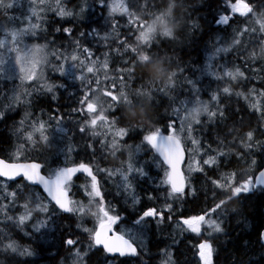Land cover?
I'll list each match as a JSON object with an SVG mask.
<instances>
[{
	"label": "snow or ice",
	"instance_id": "1",
	"mask_svg": "<svg viewBox=\"0 0 264 264\" xmlns=\"http://www.w3.org/2000/svg\"><path fill=\"white\" fill-rule=\"evenodd\" d=\"M93 4L94 7L108 9L105 24L111 27L113 33L116 32L117 23L111 19L114 13L120 12L126 14L130 22H135L133 21L134 12L129 10V6L123 0L113 4H108L107 0H93ZM253 4H256V0H252V3H249L250 6ZM133 6L138 7L135 4V0H133ZM19 7H23V0H0V14L13 25L9 29L6 28L3 22H0V34L4 36L3 39H0V78L15 80L17 79L18 70V78L21 83H27L31 88V90H25L26 96L23 103L27 108L32 107L34 103L33 97L39 98L50 95L51 100L56 101L58 99L57 90L68 89L67 83L56 84L49 82L45 72L46 69H50L60 78H71L74 81H80L82 88L85 85L89 86L88 90L83 92L82 97L78 101L79 107L72 108L71 113L80 114L86 112L91 118L79 122L73 120L72 115H69L68 119L76 124L77 131L82 135L88 136L89 140L100 136L101 134L96 130L97 125L95 123L98 114L92 115L97 112H93L89 107L97 93L90 87L93 81L87 78L84 71L86 70V73L89 74L97 71L96 65L98 61L91 59L93 56L92 50L89 47L82 46L80 39L72 38L73 29L68 27L63 29L57 27L54 31L56 33L63 32L66 37L70 38L71 45L76 50H82L88 63L76 54L68 55L59 49L49 53V44L54 43V41H47L44 44H29L25 42L26 37H31L33 40L40 39V33L47 31L46 28L41 29L39 23L32 22L34 18L41 19L38 15V10L43 12L47 8L48 10L56 12L60 18L73 17L75 15L83 20V14L89 11L93 5H90L88 0H83L79 12L74 14L72 11L65 10L61 4V0H55L54 5L49 3V0H28L26 14H22L21 16L8 15L10 10ZM261 7H264V4H257L253 10L258 11ZM236 17L244 18L245 25L233 29L231 42L226 46H220L222 41L219 35L214 37V51L208 57L209 62L203 68H194V71L200 75L195 78H189L187 76L181 77L178 74L179 83L171 90V93L175 92L177 88L185 89L187 95L184 99L177 100L175 96L163 92L156 94H162L172 104H179V107H173L169 114L170 118L167 120V131L169 134H163L160 127L152 131L135 128L127 131L121 137V142L128 144L125 138L129 137L130 133L140 135L142 141L147 146H150L151 149H154L156 153H159L160 156L161 152L159 151V147L160 145H164L169 152H175L176 159L174 164L179 165L183 161L185 154L182 140L186 139L192 145H195L196 147L190 151L200 154L201 160H196L195 156L191 157V162H189L187 167V176L180 169V174L184 178V187L182 190H177L176 185L170 179L174 164L166 163L167 170L163 171L162 178L158 182H154V187L148 190L144 194V197H141L137 192L135 181L149 177L147 166L151 161L145 160L142 164H135L133 162L135 156L140 152L139 146H135V155L128 156L127 161L122 162L120 167L115 169L101 167L99 160L106 159L109 156V152L107 151V137L98 141L100 145L99 156L98 150L94 147L93 143L89 142L84 144V148L91 154L89 162H79L72 167H53L50 156L65 152V148L54 143V139L49 134V128L46 126V123L38 119L30 122L32 130L28 131L25 135L23 125L25 120H30L32 116L30 111L25 112L24 120L20 121V127L16 128L14 132L18 142L13 144L9 151L17 160L23 153L25 159L28 161L25 163L39 169L40 179H32L27 172L20 170L19 166L25 163H9L5 159H0V178H4V180L11 181L15 184L14 190L7 191L8 185L5 183L2 185L4 191H0V224L3 225V227H0V264H12L16 257L39 256L40 251L45 250L41 245L48 242L51 233L56 232L63 221L70 222L63 224V231L65 233H69L73 225L75 231H72L69 235H62L60 237L61 249L65 252L64 258L59 261L60 264H87L90 254L97 249L104 252L106 257L105 264H117V259L119 258H125L121 261V264H129L132 259L139 260L140 264H148V260L144 259V257L150 256L147 238L152 224L157 229H161L165 224V213L168 214L167 221L171 223L173 215L182 210L180 206L189 197L193 198V200L199 199L201 193L205 197L203 203L207 207L202 208L200 214L191 215L187 218L180 217L175 224V228L187 230L197 235L203 233L205 238L198 245V256L202 264H213V255L216 252L213 242L220 235H226L224 224L229 214H242L246 206L243 198L249 197L256 192L264 195V159L261 156L259 161L257 158L252 159L251 164L254 171L246 177L243 175L237 177L234 172H229L228 155L220 150L224 142L220 134L228 127L226 123L228 116L225 111L226 106L221 101V92L227 97L233 95L242 97L245 101L248 100V95L244 91L233 92L230 87L224 86L222 89L210 90V101L214 103L210 104L209 101L201 98L204 88L200 81H202L204 76H211L217 81L223 79L211 63L212 60L217 59L221 54H231L239 61L240 65L246 68L252 67L257 63L261 65V68H264V64L260 62L252 64L246 60V51L240 52L238 47L234 46L238 37L249 35L247 21L252 17L251 12L247 14L240 12L238 10V0H235V2L228 0L226 11L223 14L215 16L214 19L218 27L227 28L235 23ZM191 19V15H189L188 20L191 21ZM17 22L26 26L21 27ZM186 27L188 30L187 40H191L194 32L199 30V25L188 23ZM86 35L100 37L105 41L108 39V34L101 37L100 31L97 28H92L87 33L84 31L79 32V37H85ZM251 35L255 36L256 31H252ZM261 35H264V33H261ZM138 36L139 34L135 37L136 41ZM165 36V39L175 42L168 34H165ZM159 41V37L149 40L144 47L152 51L153 47L159 48ZM120 43L124 44V41ZM131 50L135 52L133 48ZM117 51L119 50L117 49ZM49 56L56 63H52ZM105 56H107V53H105ZM103 68H108L107 59L103 62ZM132 68L133 66L119 71H125L131 80L134 76V71H131ZM252 70L256 71L254 67ZM183 71L184 69L181 68L179 73H183ZM226 75L231 80L238 81L239 84H243L249 79L245 71H242L239 66H235L234 71L227 70ZM121 81H123V76L121 77ZM95 83L99 85L100 81L96 80ZM249 91L254 94L257 90L252 88ZM108 92L104 94L107 95ZM90 93L93 94L91 99H89ZM68 94L75 95L71 91ZM108 97L114 99L113 96ZM8 99L10 103L4 110H0V121L5 119L7 111L14 110L20 102V97L16 94L15 89L13 90L12 96ZM249 107L254 111L258 110L256 104H252ZM235 111L239 115V109ZM113 113L114 118L119 115V113H116V110H113ZM259 119L264 123V111L260 112ZM63 120L64 117L59 115L58 110L56 116H49V121H55L57 124L53 132L66 131L61 126ZM177 120L179 122L178 127ZM233 124L243 126V118L239 121H234ZM194 126H198L201 132L208 131L210 127L215 129L213 143L216 144V148H212V145L209 144L207 152H202V141L193 135ZM254 131V129H251L244 134L249 139H252ZM260 131L264 132V128H261ZM144 132H147V134H143ZM228 135L231 134L229 133ZM154 136L156 138L155 145L153 143ZM21 139L23 140L22 143L19 142ZM37 140L42 141L45 145L43 151L37 150ZM256 144L261 149L258 153L264 154V140L257 139ZM72 151H77V149L71 146L67 148V152ZM181 152H183L182 160L180 159ZM205 155L207 158H204ZM163 162L165 163V160ZM206 168L218 173V178L211 179L208 177L205 171ZM194 173L203 175L209 187L205 188L202 185L200 188H197L193 183ZM78 174L86 176L85 182L77 186L83 194L84 200L72 199L69 196V190L73 187V179H79ZM228 174L232 176L234 181L233 188L236 190L232 198V203L238 204V207L235 209L227 208L223 203H219L218 200V197L223 196V190L219 187L218 181L225 180ZM100 175L106 181H113L114 191L106 193L102 190L101 181L98 179ZM115 177L122 178V183L114 179ZM63 193H67L66 203L61 198ZM109 194L114 199L115 197H121L125 204L131 201L133 211L141 203L142 198L151 201L154 205L157 201H162V204L160 207L152 206L145 208L129 221L120 215L116 204L106 200V195ZM4 201H7V203H4ZM17 201L23 202L20 205L23 208V212L22 214L14 216L9 213L17 207ZM93 202L103 209L102 212L95 216L90 211V205ZM174 205L176 206L175 208ZM194 217L198 218L197 223H191ZM88 219L95 221L94 228L84 226V223ZM122 220H124L123 230L119 232L115 231L114 227ZM9 225L19 229L31 244H34L36 247L23 246L14 240L11 233L7 230ZM103 231H107L109 236L114 239L111 242H99L97 233H102ZM80 233L86 234V242L79 239L78 234ZM257 242L264 248V231L259 232ZM245 244H248V242L245 241ZM46 251L49 252L52 260H56L59 250L53 252L51 248H48ZM167 255L169 259L162 261V264H174V261H171L170 258L171 254L167 253Z\"/></svg>",
	"mask_w": 264,
	"mask_h": 264
},
{
	"label": "trees",
	"instance_id": "2",
	"mask_svg": "<svg viewBox=\"0 0 264 264\" xmlns=\"http://www.w3.org/2000/svg\"><path fill=\"white\" fill-rule=\"evenodd\" d=\"M131 1V0H130ZM154 1H157L154 3ZM186 1V2H185ZM235 1V0H233ZM135 4L141 7L144 11L150 15L152 9L159 8V11L168 8V6H172L173 13H169V9L167 10V14L169 17H172L173 21L178 22V15L181 12V6L188 11V15H191V21L186 20L184 22L183 29L177 28V25L173 28V35L169 36L175 42L170 41L167 45V48H171L166 50L167 54H164L161 49L153 47L152 51H149L145 48H142L144 51L150 54V59L147 62H144L142 59V54H128L125 55L123 60L136 62L137 66L134 69V88L138 87H148L146 83L141 82L143 78H148L149 75L151 78L155 79H163L168 76V73H174V69L177 65H181V68L184 69L181 76H187L192 78V72L194 68H203V66H199L197 64L209 62L208 57L211 55V51L209 54L208 49H211L212 46L209 44V41L213 43L214 37L219 35L221 37V41L226 43L233 36V29L238 27H243L245 25L244 18L236 17L235 23L231 24L230 27H218L215 23L214 17L223 14L226 11V7L228 4V0H135ZM203 2V3H202ZM248 2V3H247ZM247 3V5H245ZM252 3V0L241 1L238 5V9H241V5L245 7ZM257 4H264V0H256V4H253L251 10L257 6ZM263 10H262V9ZM261 13L264 16V7H261ZM250 10V11H251ZM220 11V12H219ZM98 13H103V10L100 9L97 11ZM156 12V11H155ZM154 13V12H153ZM207 13V14H206ZM197 16V17H196ZM186 17V18H187ZM195 17V18H194ZM185 19V18H184ZM116 29L119 31L120 37L114 38L116 41L113 45H125L126 43H130L131 45H136L134 42L135 37L138 35L134 29V26L131 24L120 20H115ZM194 23L199 25V30L195 31L193 34V38L191 40H187V24ZM181 24V22H180ZM247 24L249 26V35L238 37V42L234 45L238 47L240 52L246 51L245 59L250 61L252 64H256L260 62L264 64V33L261 31L260 27L254 20H248ZM131 31V32H129ZM256 31V35L252 36L251 32ZM232 35V36H231ZM139 37V36H138ZM119 41V42H118ZM124 41V44L120 42ZM179 42V43H178ZM178 43V44H177ZM112 44L106 43L103 39H93V38H85V46L86 47H94L93 51H99L97 47L100 46H110ZM176 50H173L172 47ZM136 47V46H134ZM202 50V51H201ZM208 50V51H207ZM161 51V52H159ZM207 51V52H206ZM158 52V55L155 56V53ZM166 57H170L167 60ZM166 58V59H165ZM228 58L232 63H238L239 67H241L242 71H246L248 74H251L253 77V82L259 87L264 88V68H261V65L257 63L252 67H245L240 65L239 61L235 59L231 54H224L222 60ZM162 59V62L157 63L155 60ZM157 63V64H156ZM171 63V64H170ZM255 68L256 71H253L252 68ZM225 68V65H224ZM226 70V69H225ZM260 73V80H257V74ZM213 80H215L212 77ZM222 81L220 85L216 86L213 84V90L220 88L222 84L230 87L233 92L235 91H244L249 88V83L244 82L243 84H239L238 81L234 80H219ZM226 81V82H224ZM14 82V83H12ZM57 82H61L60 79H57ZM152 87V86H151ZM169 87L167 86L166 89ZM17 93L20 89V84L17 83V80H6L0 78V110H4L6 106L10 103L9 97L12 96L13 90ZM144 93L151 92L150 89L145 88L143 90ZM155 93H159L157 90ZM222 93V92H221ZM166 94H168L166 92ZM58 99L56 101L51 100L50 95L41 96L39 98L33 97V105L31 108H25L26 105L23 103L22 97H20V102L14 110H9L6 112L5 119L0 121V157L6 160H12L11 152L9 151L13 144H16L17 136L14 135L15 129L20 127V121L24 120V114L26 111H30L32 116L30 120H25L23 125L25 129V135L28 131H31L30 122L37 120H41L48 126L49 134L53 137V134L50 132L52 128L49 123L53 121H49V116H56L57 110L60 116L64 117V120L61 122V126H63L66 131L58 132L59 138L54 136V143L60 145L65 148V152H62L57 155L50 156V161H52L53 167H64L67 166L64 163V157L67 156L70 163H79V162H89L90 160V152L84 148L85 143H93L94 147L98 150L99 156V143L98 141L103 138V135H107L108 141V149L109 156L106 159H100V166L109 164V162H113L116 159V156L127 157L126 150L129 148L126 144L123 145L121 143V139L114 138L111 133H100V130H97L101 135L89 140L88 136L82 135L77 131V125L72 123L68 119L69 115H72L67 109V99L65 97V89L57 90ZM170 95H173L171 93ZM174 96V95H173ZM134 104H139L137 101V93L134 91L133 93ZM222 103H229L228 108H226V115L228 116V120L226 121L228 127L225 128L221 132V138L224 141V149H232L236 153H240L241 156L238 158L235 155H232L228 160V169L229 172H235L239 177L241 175L248 176L253 171L254 168L245 167V162L249 161L244 154L241 145L235 146L236 141L239 140L240 137H244L250 141V146L247 148L249 152V156L251 159L257 158L258 161L260 156L264 159V154L258 153L261 149L256 144V140H264V132H261L260 129L264 128V123H262L259 119V116L256 110L250 109L247 105L246 101L242 97L231 96L224 99ZM23 104V105H22ZM125 105V103L123 104ZM162 103H157L156 99H153L150 96V103L146 104V114L152 116L154 119L145 115L144 112L139 111L138 114L133 115L132 123L127 121L126 115L123 113H119V115L114 118V113L111 112V119L114 120V125L116 126H134L139 123H143L139 127H144L143 129L154 130L158 127L166 128L167 120L170 118L168 116V111L166 110L163 114V110H161ZM236 109H239V115L236 114ZM117 113V112H116ZM118 114V113H117ZM73 120L78 121V119L72 116ZM243 118L244 125L239 126L238 124H233L234 121H239ZM140 120V122H138ZM56 125V123H54ZM222 127V126H220ZM254 129V136L252 139H249L244 133L248 130ZM144 132L143 134H145ZM231 135H228V134ZM138 136V137H134ZM129 138V139H128ZM210 142L213 143L215 139V129L212 127L205 134V139H209ZM135 145H138L140 141H142L141 136L135 133H131L129 137L126 138V141H130ZM19 142H23L21 139ZM116 143V145H112L111 143ZM215 144V143H213ZM230 144V145H229ZM68 147H74L77 151L67 152ZM36 148L38 151H43L45 145L42 141H36ZM257 153V154H256ZM21 159H25L24 155H22ZM244 159L245 162L242 160ZM207 176L211 179H217L218 173L213 172L212 170L206 168ZM239 174V175H238ZM227 176V175H226ZM193 183L197 188H200L204 185L205 188L209 187L205 182V177L199 173H196L193 176ZM222 182L226 185L225 180L218 181ZM206 183V184H205ZM8 185L11 186V190L15 189V184L11 181H8ZM106 188L108 192L114 191L113 182L107 181ZM154 185L150 180H143L138 183L137 190L141 197H144V194L150 190ZM221 188V187H220ZM223 196L218 197L219 203H223L229 209H235L238 207V204L232 203V198L235 195L234 193H230L227 189H223ZM9 190V191H11ZM0 191H4L1 189ZM8 191V190H7ZM114 199L112 195L109 194V197L106 195V200L110 201ZM244 210L242 214L230 213L228 219L225 221L224 227L226 230V235H220L217 240L213 242L216 246L215 252V263L214 264H264V248L257 242V237L260 231H262L264 227V195L260 192H256L249 197H245ZM116 202L122 203L127 206H131V203L125 204L123 199L115 197ZM205 197L203 193L200 194L199 199L193 200V198L189 197L186 202H184L180 207L181 211L173 215L172 222L169 223L167 221V213H165V224L161 229H157L154 224H152L151 231L149 232L147 238V246L150 250V256L144 257V259L148 260V264H162V261L168 260L169 257L167 253H171V261H174V264H200L196 257L195 244L197 241L203 237V233L201 235H195L194 233L187 232L184 235L181 233H175L173 230L176 224V221L179 217H189L191 215H196L201 213V209L207 207L206 204L203 203ZM7 203V201H4ZM22 201H17V207L13 209L9 214L17 216L22 214L23 208L20 207ZM162 201H157L154 205L151 201L147 199H141L140 205L135 208V211L131 207L119 209V213L121 211L125 212L126 215L124 219L131 218L133 219L136 215L139 214V211L144 210L143 207L146 206H157L160 207ZM93 204L90 205L92 209ZM176 206L174 205V208ZM98 211V210H97ZM91 214L94 216V212L91 211ZM124 221V220H123ZM70 223L69 221H63L61 226L57 229L56 232L51 233L48 242L41 245L44 251H40L39 256L36 257H16L15 261L12 264H60V260L64 258L65 252L61 249L60 237L62 235H69L72 231H75V227L70 229L69 233H65L63 231V224ZM151 223V221H150ZM0 227H3L0 224ZM14 240H16L19 244L23 246H30L35 248L34 244L28 240L27 237L23 235V233L15 228L12 225L8 226L7 229ZM79 239L86 242L87 236L86 234L80 233L78 234ZM178 241V242H174ZM245 241L248 244H245ZM51 248L53 252L59 250V254L56 260H52L50 258V254L46 249ZM125 258L117 259V264H121V261ZM106 260L105 254L102 250L97 249L93 253L90 254V258L87 261V264H104ZM129 264H140L139 260L132 259Z\"/></svg>",
	"mask_w": 264,
	"mask_h": 264
},
{
	"label": "rangeland",
	"instance_id": "3",
	"mask_svg": "<svg viewBox=\"0 0 264 264\" xmlns=\"http://www.w3.org/2000/svg\"><path fill=\"white\" fill-rule=\"evenodd\" d=\"M111 0H109V2H110ZM241 1H246V0H238V5L241 3ZM109 2H108V4H109ZM120 2V0H112L111 1V4H113V3H119ZM123 2L125 3V4H127L128 6H129V10L130 11H132V12H134V17L135 16H138V15H141V14H144L145 12H144V10H143V8L141 7V4H139V6L138 7H135V6H133V0H123ZM157 1H154V3H156ZM233 2H235V1H233ZM49 3H51V4H55V0H49ZM136 3V2H135ZM172 6H168V8L166 7V8H164V9H162V10H160L159 11V8H153L152 9V11L150 12V15H151V17H152V19H150L148 22H145V21H143L142 19H140V18H134L133 17V21H135V22H132V24L134 25V27H136L137 28V30L140 32V34L142 35V36H145V37H147V36H150V35H152L155 31H160V32H162L163 34H168V36H172L173 34V26L174 25H177V23L179 22V25H177V28H181V29H183V27H184V22L186 21V20H188V17H187V15L189 14L188 13V11H186V9L185 8H183L182 6H181V12H179V15H178V22L177 21H173V22H170V17H169V15H165V14H167V10L169 9V13H173L174 11H173V9L174 8H171ZM27 8H28V0H26V5H24L23 4V7H19V8H14V9H12V10H10L9 11V13H8V15L9 16H21L22 14H26V12H27ZM256 8V7H255ZM254 9V8H253ZM262 9V8H261ZM261 9H259L258 11H254V10H251V11H249V12H251L252 13V17L250 18V19H248V20H254V22L255 23H257L258 24V26L260 27V29H261V31H263L264 32V16L262 15V13H261ZM239 10V9H238ZM263 10V9H262ZM156 11V12H155ZM240 12H242V13H244V14H247L246 12H245V6L244 5H241V9L239 10ZM154 12V13H153ZM248 12V13H249ZM49 13H53V11H51V10H48L47 8H45V10L43 11V12H40L39 10H38V15L40 16V17H42V16H46V15H48ZM56 13V12H55ZM113 16L114 17H116V18H124V19H129L128 18V16L126 15V14H122V13H120V12H117V13H114L113 14ZM187 17V18H186ZM185 18V19H184ZM35 18L33 19V23H35ZM0 22H3L5 25H6V28H11V27H13V25L9 22V21H7V19L2 15V14H0ZM180 22H181V24H180ZM187 22V21H186ZM18 24H19V22H17ZM19 26H21V27H24V26H26V25H23V24H19ZM140 26V28L138 29V27ZM249 27V26H248ZM129 32H131V31H129ZM172 34V35H171ZM4 38V36L2 35V34H0V39H3ZM232 39V38H231ZM231 39L228 41V42H226V43H224V42H222V44L220 45V46H226L228 43H230L231 42ZM238 38L236 39V41H235V44L238 42ZM31 41H33V39L31 38V37H26L25 38V42L26 43H29V42H31ZM45 41L47 42V41H53V40H51V39H45ZM32 43H39V44H44L43 42H39V41H35V42H32ZM32 43H29V44H32ZM170 43V41H167V40H165V41H163L162 43H159V49H161V51H163V53L164 54H167L166 53V50H168V49H171V48H167V45ZM209 44L212 46V48L211 49H208L207 51H208V53H206V55L207 54H209L210 53V51H211V54H212V52L214 51V47H213V45L215 44V41H214V39H213V43L211 42V41H209ZM234 44V45H235ZM57 45H58V43L56 42V41H54V43H52V44H49V46H50V50H49V53L51 52V51H53V50H56V49H59L60 51H62V52H65V54H68V55H71V54H76V55H78V56H80V58L81 59H85V62H87L88 63V60H87V58H86V56H85V54H83V52L82 51H76V50H72V51H64V50H62V49H60V48H58L57 47ZM175 47V49L172 47V49L173 50H176V46H174ZM119 51H117V52H115V54H118V53H121V52H126L127 51V48L126 47H119V48H117ZM161 51H159V52H161ZM206 51V52H207ZM156 55H158V52H156L155 53V56ZM223 57H224V54H221V56L220 57H218L217 59H214V60H212L211 62H217V63H220V64H223V65H225V68H226V71L227 70H233L234 71V67L235 66H239V64L238 63H235V62H231L228 58H225V60H222L223 59ZM167 58V60H169L170 59V57H166ZM165 58V59H166ZM49 59L52 61V63H56V61L51 57V56H49ZM91 59H94V60H97L98 62H104V60H105V58H103V59H98L97 57H94V56H92V58ZM157 63H159V62H162V59H158V60H155ZM156 63V64H157ZM10 65H11V62H10ZM176 68H180L181 69V65L179 64V65H177L176 66ZM224 68V67H223ZM224 68V69H225ZM242 70V69H241ZM45 72H46V75H47V77H48V81L49 82H52V83H56V84H60L59 82H57L53 77L54 76H56V74L54 73V72H52L50 69H46L45 70ZM193 72H195L194 70H193ZM18 76H19V72H18V70H17V83L18 84H20V89H19V91L16 93L18 96H21L22 97V100L24 101V99H25V96H26V92H25V90L27 89V90H31V88H30V85L29 84H27V83H21V81L19 80V78H18ZM174 77V73H168V76L165 78V80H164V83L165 84H167L168 83V78H173ZM3 79V78H2ZM152 79L153 78H151V76L149 75V77H148V82H149V87L151 88V82H152ZM222 81H213V82H211L210 83V86H211V88L213 89V84L212 83H214L216 86H218V85H220V83H221ZM224 82H226V81H224ZM12 83H14V82H12ZM224 86H226L225 84H222V86H221V89L224 87ZM170 88H171V90L173 89V84H171L170 86H169ZM101 88H102V90L100 91V90H98L97 89V86L96 85H94V90H95V93H97L95 96H94V98H93V102H92V104H90L89 106H91L92 108H96V107H98V104H97V100L100 98V97H104V98H106V99H108V100H112L110 97H108V96H112V93H107V95H105L104 93L105 92H107V88H110V86H101ZM244 92H245V94L246 95H248V100L246 101V103H247V105L248 106H250V105H252V104H256L257 105V107H258V110H256V111H264V90L263 89H258L257 91H256V93H254V94H252V93H250V91L248 90H244ZM175 93V92H174ZM92 93L90 94V96H89V99H91L92 98ZM181 95H182V99H184L185 97H186V95H187V93H186V91H185V89H182L181 88ZM203 100H205V101H209L210 102V104H212V103H214V102H211L210 101V96L209 95H206V94H204L202 97H201ZM149 99H150V96H149ZM148 99V100H149ZM224 99H227V96H225L223 93H221V101H223ZM148 100H147V94H145L144 92H143V90H139L138 92H137V101H138V103L140 104V106H141V111L142 112H144L145 113V115L146 116H148V117H150V118H152V119H154L152 116H149V115H147L146 114V111H147V108L145 107L146 106V104L148 103ZM225 106H226V108H228V104L229 103H223ZM137 106V105H136ZM136 106H135V110H136ZM174 107V104H172V103H170V101H169V113L168 114H170L171 113V110H172V108ZM189 107H191V105H189ZM26 109H27V107H25ZM226 108H225V110H226ZM161 110H163V113L168 109V107H167V104L166 103H164L163 104V106H161V108H160ZM134 114H135V111H134ZM182 114H183V110H182ZM170 116V115H169ZM37 119H39V118H37ZM202 119H204V117H202ZM138 122H140V120L138 121ZM54 123H55V121H53L52 123H49V125L52 127L51 129H50V132L53 134V137L54 136H56V137H58L59 138V134H58V132H53V129H55L56 127H57V124L56 125H54ZM110 123H114V120L113 119H110ZM178 121H177V127H178ZM47 124V123H46ZM143 123H139V124H136V125H134V126H131L132 127V129H135V128H137V127H139V126H141ZM211 128V127H210ZM209 128V129H210ZM147 130H149V129H147ZM100 133L102 132V133H111L112 135H113V139L116 137V138H119V139H121V137H122V135L123 134H125L127 131H126V129L125 128H122V127H114L112 124H109L108 125V127H102L101 129H100V131H99ZM208 131H205V132H201L200 130H199V127L198 126H194V132H193V135H194V137L195 138H197V139H200L201 141H202V149H201V151L202 152H207V147H208V145L209 144H211L212 145V148H216V144H213V143H211L210 142V138L209 139H205V134L207 133ZM131 134V133H130ZM145 134H147V132L145 133ZM130 136V135H129ZM105 137H108L107 135H103V138H105ZM134 137H138V136H134ZM127 138V137H126ZM125 138V139H126ZM129 139V138H128ZM222 139V138H221ZM54 142H56V141H54ZM182 142H183V144L185 145V147H186V149H187V160H186V162H185V164H184V169H185V172H186V176L188 175V173H187V167H188V164H189V162H191V157L192 156H195V159L196 160H201V155L200 154H198V153H196V152H193V151H190L191 149H194L196 146L195 145H192L188 140H186V139H184V140H182ZM127 143L128 144H126L129 148L126 150V155H128V154H131L132 156H134L135 155V146H139V148H140V152L139 153H137L136 154V156H135V159H134V163L135 164H142L145 160H148V161H151V163H149L148 164V166H147V171H148V173H149V176H151V175H153V173H156V174H158V171H160L161 172V178H162V176H163V171L164 170H167V167H164L163 165H162V163H161V159L159 158V157H154L153 156V151H152V149L150 148V146H147L143 141H140L139 142V144L138 145H135L133 142H132V140H130V141H127ZM112 145H116V143H111ZM120 144H122V147H123V145H124V143H120ZM236 144L237 145H235V146H239V145H241V147H242V149H243V154L248 158V159H250L249 161H246L245 162V160L244 159H242L244 162H245V167H248V168H253V166H252V164H251V158H250V156H249V152H248V150H247V148L250 146V141L249 140H247L246 138H244V137H240L239 138V140H237L236 141ZM230 145V144H229ZM69 145H67V147H68ZM220 150L222 151V152H224V153H226L227 155H228V157H230V156H232V155H235V157L237 158H239L240 156H241V154L240 153H236L234 150H230V149H224L222 146H221V148H220ZM209 154H214V153H209ZM22 155H23V153L21 154V156H20V158L19 159H21L22 158ZM204 158H207V156L205 155L204 156ZM12 159H15V160H17L15 157H12ZM64 163H65V165H71V163H70V161L68 160V158H67V156L66 157H64ZM101 167H108V168H110V169H115V168H118V166H114V165H105V166H101ZM234 172V171H233ZM235 173V172H234ZM196 175V173H194L193 174V176H195ZM235 175H236V173H235ZM239 175V174H238ZM237 176V175H236ZM238 177V176H237ZM146 178V177H145ZM194 178V177H193ZM104 177H102V182H104ZM114 179H116V180H119L121 183H122V178H120V177H115ZM142 179H144V178H142ZM142 179H137L136 181H135V184L136 183H138V181L139 180H142ZM152 180V178H150V181ZM113 182V181H112ZM5 183H7V185H8V181H6V180H4L3 178H0V190L1 189H3L2 188V185L3 184H5ZM233 183H234V181H233V178H232V176L230 175V174H228L227 176H226V185L225 184H223L222 182H218V184H219V187H221V188H223V189H227L230 193H234V191H235V189L233 188ZM195 184V183H194ZM7 190L9 191V190H11V186L10 185H8V188H7ZM70 191H71V195H72V199H78V200H84V196H83V194L81 193V191L79 190V188L73 183V187L70 189ZM86 202V201H85ZM90 211H93L94 212V216L95 215H98L100 212H102V211H97V210H95V209H90ZM141 211H139V213H140ZM180 218V217H179ZM178 218V219H179ZM185 218H187V217H185ZM177 219V220H178ZM126 220H129V221H131L132 219L131 218H127ZM177 222V221H176ZM198 222V218H196V217H194L193 218V220L191 221V223H197ZM123 224L124 223H119V224H117V226L118 227H120L118 230L119 231H122L123 230ZM84 226L85 227H88V228H94L95 227V221L94 220H92V219H88V220H86V222L84 223ZM174 231H175V233H181V234H185V233H187V232H190V231H187V230H180V229H177V228H175L174 227V229H173ZM191 233V232H190ZM195 234V233H194ZM195 235H197V234H195ZM204 238H202V239H200L199 241H197V243L195 244V251H196V254H197V256H198V245H199V243H201L202 242V240H203ZM213 246H214V248L216 249V246H215V244H213ZM171 254V253H170ZM198 258H199V256H198ZM200 259V258H199ZM201 261V260H200ZM201 263H202V261H201ZM215 263V254L213 255V264ZM105 264V263H104Z\"/></svg>",
	"mask_w": 264,
	"mask_h": 264
},
{
	"label": "flooded vegetation",
	"instance_id": "4",
	"mask_svg": "<svg viewBox=\"0 0 264 264\" xmlns=\"http://www.w3.org/2000/svg\"><path fill=\"white\" fill-rule=\"evenodd\" d=\"M88 2L90 5H93V7L89 11L83 14L84 15L83 20H81L79 17L75 15L73 17L60 18L55 12L49 13L46 16H42L41 19H36L35 23H39L41 26V29H45V28L47 29L46 32L42 31L40 33V37L43 39H51L53 41H56L58 43L57 47L62 50L67 48L68 49L67 51H72L76 49H74V46L71 45L70 38L66 37L63 32L56 33L54 31L55 28L57 27L61 29L65 27L72 28L73 29L72 38L80 39L81 44L84 43L85 37H93V36L86 35L85 37H79V32L84 31L85 33H87L92 28H97L100 31L101 37H103L106 33L108 34V37L113 36V35H119L118 30H116V32L113 33L111 27L105 24V18L107 17L108 9H102L103 13H98L97 11L100 10V8L94 7L93 0H88ZM108 2L109 0H107V3ZM82 3H83V0H61V4L62 6H64L65 10L72 11L74 14L79 12V8L82 5ZM23 4L26 5V0H23ZM157 37L160 38L159 43H162L163 41L166 40L165 39L166 36L161 35V33H157L155 36L138 37L137 41L136 39L134 40L136 45H129V44L125 45L127 48L126 52L115 54V52H117V48L119 47L107 48L104 54L101 51L93 52L94 57H97L100 60L103 58L107 59L108 68L104 69L103 62L100 61V62H97L96 72L89 74V73H86V70H84L87 78L93 81V84L90 87L94 89V85H96L97 89L101 91L102 90L101 86H110V88H107V92L110 91L108 93H112V96L114 97V99L108 100L102 96L97 100L98 107L92 108L91 106H89L92 111H98L96 122L100 121L102 124L106 125L107 124V121L105 120L106 111H108V108L112 107L113 109L111 110V112H113V110H116L117 113L124 112V114L127 117V121L129 123H132L134 111L136 114H138V112L141 111L140 104H134L133 93L134 91H136L137 93L139 90H144L145 88L151 90V92L147 93V100L149 99V96H151L152 94L153 99H156L157 103H160V104L162 103V106H163V104L165 103V97L162 94L156 95L157 93L155 92L158 90L159 93L163 92L166 94L167 92L170 95L171 88L169 86L173 84V86L175 87L179 83L178 74H180L181 76V73H179L181 71L180 68L175 67L174 77L168 78L167 84L164 83L165 78L163 79L153 78L150 84L152 86L151 88L149 86L144 87V88L143 87L134 88L135 77L133 76V78L130 80L125 71H119L121 69H127L132 66L133 68L131 69V71H134V69L137 66V63L125 61L123 60L124 59L123 57L128 54H138L139 47L145 48L144 45L149 40H153ZM82 46H85V45L82 44ZM99 48H104V47H99ZM132 48L134 49L135 52L131 50ZM76 51H82V50H76ZM105 53H107V56H105ZM142 59L144 62H147L150 59V54L143 50ZM207 63L208 62L200 63L197 65L204 67ZM211 63L213 64L215 70L218 71L219 74L223 77V80L231 79L230 77L226 75V70H225L226 68L225 69L223 68L224 67L223 64H220L217 62H211ZM245 74L246 76L249 77V79L245 81L249 83V88L247 89V91L252 88H255L256 90L258 89L264 90V88L259 87L256 84H254L253 82L254 80L251 74H248L246 71H245ZM198 75H200L198 72H192V78H195ZM122 76H123V81H121ZM260 79H261L260 73H258L257 80H260ZM62 80H63V83L68 84V89L65 90V97L67 99L66 109L71 113L72 108L79 107L78 101L82 97L83 92L87 91L88 89L80 91L78 88L79 86H81L80 81H74L71 78H66V79L62 78ZM96 80L100 81L99 85L95 83ZM213 81H217V80H213L211 76H204L202 81H200L202 87L204 88L202 96L204 94L210 96V90H213L210 86V83ZM141 82L149 85L148 78H143ZM167 86L169 87L168 89H166ZM69 91L75 93V95H69L68 94ZM173 95L177 98V100L181 99V88H177L175 93L173 92ZM148 101L150 103V99ZM124 103L125 105H123ZM135 106H136V110H135ZM174 107H179V104L178 103L174 104ZM85 108H86V104H85ZM258 113L260 114V111H258ZM101 128L102 127H100V129ZM124 128L126 129V131H130L132 129L131 126L129 127L127 126ZM162 132L168 133L167 127L163 129ZM152 151H153V156L157 158V154L155 150L152 149ZM72 164L75 165L77 163L74 162ZM117 165H114V166H117ZM160 174H161L160 171H158V174L153 173V175H151V178H152L151 181L158 182L161 179ZM81 175L83 174H78L79 177Z\"/></svg>",
	"mask_w": 264,
	"mask_h": 264
},
{
	"label": "water",
	"instance_id": "5",
	"mask_svg": "<svg viewBox=\"0 0 264 264\" xmlns=\"http://www.w3.org/2000/svg\"><path fill=\"white\" fill-rule=\"evenodd\" d=\"M167 135V134H166ZM154 142L156 144V138H154ZM159 151L161 152V158L163 160H165V163H173L175 162V152H169L167 150V148L164 146V145H160L159 147ZM186 150H185V154H184V159H183V152L180 153V159L183 161L181 162V164H174V168H173V171H172V175H171V180L174 182V184L176 185L177 187V190H182L183 187H184V178L183 176L180 174V169L181 171L184 173V170H183V164L186 160ZM0 159H4L2 157H0ZM7 161V160H6ZM9 163H16V162H10V161H7ZM19 163H25V162H28V161H18ZM20 170L21 171H25L27 172V174L29 175L30 178L32 179H40V174H39V169L38 168H35L31 165H28V164H23V165H20ZM185 175V173H184ZM62 200L66 203L67 202V193H63L62 194ZM263 213H264V208H263ZM262 231H264V227L262 229ZM106 232L107 231H103L102 233H97V239L99 242H111L114 238L111 237V238H106L105 235H106Z\"/></svg>",
	"mask_w": 264,
	"mask_h": 264
},
{
	"label": "bare ground",
	"instance_id": "6",
	"mask_svg": "<svg viewBox=\"0 0 264 264\" xmlns=\"http://www.w3.org/2000/svg\"><path fill=\"white\" fill-rule=\"evenodd\" d=\"M186 2V1H185ZM203 3V2H202ZM220 12V11H219ZM207 14V13H206ZM197 17V16H196ZM195 18V17H194ZM107 34V33H106ZM232 36V35H231ZM179 43V42H178ZM177 43V44H178ZM202 51V50H201ZM171 64V63H170ZM182 65V64H181ZM212 84H214V83H212ZM163 87V86H162ZM23 105V104H22ZM110 157V156H109ZM206 184V183H205ZM204 186V185H203ZM140 205V204H139Z\"/></svg>",
	"mask_w": 264,
	"mask_h": 264
}]
</instances>
